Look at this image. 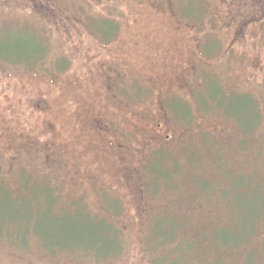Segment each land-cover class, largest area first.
I'll return each mask as SVG.
<instances>
[{"label":"rangeland","instance_id":"1","mask_svg":"<svg viewBox=\"0 0 264 264\" xmlns=\"http://www.w3.org/2000/svg\"><path fill=\"white\" fill-rule=\"evenodd\" d=\"M228 166L264 189V0H0V224L29 229L0 225V264H264ZM41 182L117 241L85 250L87 227L52 224L44 198L24 199L31 218L5 202Z\"/></svg>","mask_w":264,"mask_h":264},{"label":"trees","instance_id":"2","mask_svg":"<svg viewBox=\"0 0 264 264\" xmlns=\"http://www.w3.org/2000/svg\"><path fill=\"white\" fill-rule=\"evenodd\" d=\"M99 33H101L103 35V32H100V30H97ZM113 33H115V30H113L112 28V32L110 33V35L108 36H104V37H109L111 36ZM40 44H42L40 42ZM43 45V44H42ZM42 52H45V49L42 50H32L27 54H23V55H28L27 58L24 59L25 62L29 63L30 65H36L38 63V61H40V59L43 57L41 55ZM245 130V129H244ZM250 130H245V133H248ZM158 159V158H157ZM155 161V160H154ZM161 161V160H159ZM162 165V163H160ZM197 164V163H196ZM229 167V166H228ZM231 167V166H230ZM228 168L229 171L228 173L231 171L233 177H238L239 179H241V185L239 186L240 190L242 191V193L246 196V195H251L252 199H254L257 202L256 205V210H257V220L256 221H252L250 222V226H251V231H252V237L254 238L257 231H258V225L263 221L264 219V189L258 187V186H251V183L247 184V179H246V172H244L245 174H239L238 176H236L235 172L232 171L231 168ZM164 168V167H163ZM166 170V168H164ZM154 176L156 178V181H167V183H169V181L171 182L172 179L169 178V175H162L159 173V171H156L157 169L152 168ZM252 172V177L254 179V174L257 171L256 170H251ZM158 172V173H157ZM250 173V174H251ZM257 179V177H256ZM173 181V180H172ZM253 181V180H252ZM251 181V182H252ZM224 184V183H223ZM222 183L219 186V190L221 189V187L223 188L224 191L228 192L230 189L228 188L227 184L223 185ZM37 191L32 190L30 191L28 194L26 193H21L18 196H14V197H18L20 199V203H16L15 201L13 202V200H8L5 202H9L13 207L18 208L20 210H22V207H27L26 203H24V199L28 198L30 200V202L33 203L32 200H35V198H44L45 203H44V208L45 211L43 212V214H45L44 216H49L48 218H51V223L56 224V223H64L67 226L70 227H75L78 224L81 226H85L87 227V230L83 231V236L84 239H89L91 244V247H87L83 248V249H95L98 248L99 249H103L104 245H106L108 242H110L111 240H116L117 241V233L114 232L115 230H111L110 227V223L108 222L105 225V222H107L108 220H106L104 217H101L97 214H95L94 212H92L81 200L80 201H75L77 203H73L68 205V203H65L62 205L60 203V197L57 193H54L53 191H51L52 189L50 187L44 186V184L41 183H37ZM153 185V184H152ZM219 184H217L218 186ZM223 185V186H222ZM226 187V190H225ZM174 189H177V187L175 186ZM210 190V189H209ZM215 190H217V188H215ZM208 191V190H206ZM211 191V190H210ZM6 192V191H4ZM23 192V190H22ZM209 192V191H208ZM8 194V193H7ZM9 195V194H8ZM11 197V196H10ZM247 198V197H245ZM34 204V203H33ZM34 206L31 205V203H29V206L27 207V212L29 213V218H31L33 215L31 214L32 211L30 208H33ZM116 207V206H115ZM42 206H37L34 209L41 211V209H44ZM24 210V209H23ZM239 216L234 220V222L231 223V225L233 226L235 223H237L236 221L238 220ZM165 220L164 217H162L160 220L157 219V221L155 222V225L157 224V222H159L160 224H157V229L154 228L151 231V235H153V240L155 239H165V240H169L170 238V227L174 228L176 227V225H180L179 223L174 222V219L171 217H169V219L165 222L163 221ZM24 220L21 219V216H17V215H13L12 217L6 216L5 221H3L0 225H10L13 226L14 229L18 230L19 232L15 231L17 233V237L18 234L24 236V238H26L27 234H23V233H28L29 229H25V231H21V226H20V222H22ZM171 222V224H170ZM31 223V222H30ZM29 223V225H30ZM51 224V225H52ZM159 225V226H158ZM177 225V226H178ZM168 226V227H167ZM29 227V226H27ZM257 227V230L255 229ZM7 234L10 232V234H16L13 233L12 231H9L10 228H7ZM5 230V229H4ZM0 232H2V229L0 227ZM1 234V233H0ZM9 234V235H10ZM241 239H246L245 238H240L237 239V241L241 240ZM235 240V239H232ZM235 242L234 244L228 241V242H224L222 243V247L226 246L227 248L230 249L231 246H236V244H242L244 241H240V242ZM242 242V243H241ZM239 245V246H240ZM62 246H69L71 249L75 250V249H82L81 247H78V245L76 244H68V245H62ZM112 247V246H111ZM113 247H115V245H113ZM84 250V251H85ZM171 264H174L173 262Z\"/></svg>","mask_w":264,"mask_h":264}]
</instances>
